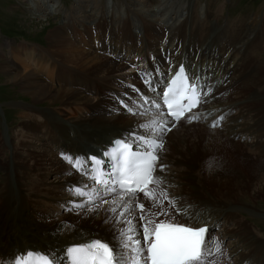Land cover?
I'll list each match as a JSON object with an SVG mask.
<instances>
[{"label":"bare ground","instance_id":"1","mask_svg":"<svg viewBox=\"0 0 264 264\" xmlns=\"http://www.w3.org/2000/svg\"><path fill=\"white\" fill-rule=\"evenodd\" d=\"M191 2L143 0L131 5L133 9L107 3L100 8L98 22H81L78 29L76 25L72 28L68 19L61 30L50 31L47 50L30 47L18 53L16 57L25 69L15 63L9 65L15 50L6 43L7 63L2 70L9 75V82L18 85L33 104L71 108L77 115L62 121L27 106L23 111L18 109L21 113L16 117L22 129L30 135L44 130L48 142L39 144V148L20 141L10 158L6 157L7 146L0 131V264H13L14 257L21 258L27 252L55 251L62 255L69 246L95 239L113 241L125 225L109 219V205L89 211L83 198L76 201L85 203L80 214L52 216L51 206L57 207V203L68 199L69 190L82 187L83 181L85 190L95 187L90 174L69 170L65 156L83 161L84 169L90 173V154L101 156L116 139L126 140L130 133L144 135L142 125L153 120L158 124L162 119L174 127L172 133L163 135L166 142L159 153L156 175L164 181L161 187L176 201L175 209L167 201L164 203L175 217L174 222L189 224V217L194 216L196 223L192 226L210 225V235L221 220L233 222V229L224 235L235 234L238 244L226 252L220 238L213 236L221 251L209 259L216 264H264V242L253 240L248 216L237 220L235 214L239 208H253L249 200L264 198V174L259 173L264 171V19L254 14L223 27L213 24V19L218 23L223 16L218 11L211 16V5L195 9ZM47 6L45 11L54 7ZM139 24L142 34L133 29ZM88 30L95 32V38ZM77 40L87 48H80ZM108 48L109 57L104 55ZM180 63L203 88L205 101L193 109L200 117L197 126L176 128L181 121L167 115L161 100L160 110L145 108L142 115L126 114L115 104L116 94L133 105L126 95H133L131 84H136L138 77L151 81L147 83L152 88L161 83V92ZM112 86L121 91L98 96L100 87ZM146 96L156 97L151 92ZM233 109L236 115H231ZM220 117V126L212 127ZM54 150L60 157L53 154ZM245 163L248 169L242 167ZM159 165L164 166L162 171ZM53 172L60 184L44 188ZM258 179L259 185L255 183ZM14 184L18 186L17 197ZM114 196L104 199L110 201ZM44 198L48 199L47 210L33 208ZM139 202L146 210L149 208V200ZM139 215L138 210L132 213L138 228L140 222L135 218ZM228 253L235 263L228 262Z\"/></svg>","mask_w":264,"mask_h":264},{"label":"snow or ice","instance_id":"2","mask_svg":"<svg viewBox=\"0 0 264 264\" xmlns=\"http://www.w3.org/2000/svg\"><path fill=\"white\" fill-rule=\"evenodd\" d=\"M157 95L174 121L185 118L186 113L191 114L189 122L200 119L193 109L204 102L203 88L194 75L189 77L183 65L179 67L167 90ZM152 106L159 110L161 103L153 100ZM157 114L160 115L159 112ZM221 120L223 117L212 126L218 127ZM142 127L146 134L130 133L128 139L116 141L113 149L106 153L111 161L107 171L102 167L104 162L96 158H92L95 167L88 173L83 161L65 156L78 170L90 174V178L99 186L90 190L77 187L74 194L85 198L89 211L109 205L107 211L112 214L109 219L125 225L119 229L113 241L95 239L69 246L62 255L55 251L42 254L28 252L21 258L14 257L13 264H216L215 260L209 258L220 253L221 246L210 235L209 229L206 226H192L196 223L194 216L189 217L192 222L189 224L174 222L175 217L164 207L167 201L171 208H176V201L161 187L164 181L156 175L159 153L164 148L163 135L171 131L168 121L162 119L157 124L153 120ZM163 167L159 165V170L162 171ZM141 193L152 202L147 210L144 203L139 202ZM112 194H115L112 200L104 199ZM97 200H100L99 205L95 204ZM74 207L84 209L85 203ZM153 208L159 211L153 212ZM137 210L140 215L135 219L142 222L139 228L133 223L132 217V213ZM161 216L165 219H159Z\"/></svg>","mask_w":264,"mask_h":264},{"label":"rangeland","instance_id":"3","mask_svg":"<svg viewBox=\"0 0 264 264\" xmlns=\"http://www.w3.org/2000/svg\"><path fill=\"white\" fill-rule=\"evenodd\" d=\"M46 1H47L46 3H43L44 0H0V68H1L0 69V131L3 140L7 146L6 157L9 158L12 157L11 156L12 150L14 149L15 146H17V144L20 141L22 143L24 141L28 143L30 142L29 144L36 145L39 148H40L39 144H45L48 142L47 141L48 137L45 134L44 130H41V132H37L36 134L30 135L26 133L24 129H22L23 127L20 124V122L17 120L16 116H18L19 113H21L20 111H23L24 107L27 106L34 110L48 112L51 115H54L56 118L59 117L58 119L62 121H65L71 118L72 116L77 115V113L75 112V110L71 108H63L61 106L49 107L44 103L33 104V102L21 91L18 85L9 82L8 79L10 78L9 75L4 73L2 70V67H4L7 63L4 57V54L6 55L5 53L6 43L7 42L10 43L13 50H15L14 58L11 60V62H9L10 64L9 63L8 64L12 65L15 63V65H17L20 69H25V64L21 60H19L18 57H16L18 53H21L30 47L37 48L42 51L47 50L50 47L49 45L50 31L52 29H56V30L57 28L60 29V26L63 25V23H65V21H67L68 19L69 20L71 19L68 22H70L72 28H74L76 25L77 28L79 29L81 28V26L79 25L81 22L91 23L90 21L94 19H96L95 22H98L100 18V13H99L100 8L103 5H106L107 3L113 6H116V3L117 4L120 3V5H123L125 8L129 7L130 9H133L131 5H136L142 2L143 0H46ZM191 1H192L191 4L192 6L195 7V9L197 7L199 9H203V6L204 8H206L208 4L211 5V16L212 15L214 16V14L217 11L221 14V16H223L218 23L216 22L215 19H213V24L221 25L223 27L227 25H231L239 19H248V17H252L254 14L258 15V17H261V20L264 19V0H191ZM48 4L49 5L53 4L54 7L50 11H45V9L48 7L47 6ZM113 6H110L111 10L113 9ZM203 16L204 15H202V17ZM204 18L205 16L203 17V19ZM107 21H109L108 23L111 24L110 20ZM116 22H117L116 25L119 26L120 21L117 20ZM133 29L137 34L143 33V27L141 26V24L136 25ZM89 32L95 38V32L93 31L92 33L91 30H88V33ZM70 39H73V37H71ZM76 43L82 49L87 48L82 40H77ZM95 45H96L95 47L97 48L98 46L97 40L95 41ZM107 50L104 51L105 53L104 55L107 54L108 56L107 55L106 56L109 57L111 55L110 48H108ZM262 57H264V54H262ZM68 77L70 78V76ZM210 77L211 76H209V78ZM135 82L136 84L134 85L131 83L130 84H131V92L133 95L134 94L137 95L136 98H134L133 95L131 94L126 95L129 101L132 102L133 105L135 106L130 105L129 103L126 104L124 101L118 98V95H116L115 93L120 92L121 90L117 86H112V88L100 87L98 89L99 92L98 96L102 97L107 92H113L115 94L114 95L115 96L114 100L116 102L115 104L118 103L121 106V108L124 109L126 114H130V115H135V114L142 115L143 112H145V108L156 109L152 106V101L155 100L157 103H161L160 98L157 95V93L160 92L161 83L158 86H154L152 88L148 86V83L146 82L145 78L138 77L137 80H135ZM227 83H228L227 81H224L225 85ZM146 92H151L152 94L155 93L156 97L155 98L147 97ZM90 96L95 97L92 94ZM145 100H147L148 102L145 103ZM203 101H205L204 96H203ZM232 107H234V105ZM18 109H20V111H18ZM61 109L63 111H61ZM129 109H132V111H129ZM236 113L237 110L233 109L231 115H236ZM224 114L225 112L222 113V116ZM188 117L189 115H185V118L179 120L181 122L176 128L180 129L183 128L185 125L192 126L193 128V126L198 125L197 124V122H199L198 120H192L191 122H189ZM203 123L204 122H200L199 124H203ZM173 125L174 124L168 123V127L171 129V131H167L166 133L169 134L173 132L172 131V128L174 127ZM163 142L165 144L166 141ZM23 151L25 150L22 149V152ZM163 152L166 153V149ZM53 154L54 155L57 154L56 155L57 158L60 157L58 156L59 153L57 152V150H54ZM65 162L69 170L72 169L73 171L74 170L80 171L74 166V164L70 163L69 161L68 162L65 161ZM246 163L243 164L244 166H242L244 169L245 167L246 169H248L247 168L248 164ZM259 173L264 174V171ZM0 178H1L0 182H2L3 180L2 173L0 174ZM58 179L59 178H57V175L53 172L52 174L49 175V178L44 188L46 187L57 188V186L60 184ZM90 182L91 185L94 184L95 187H99L98 185L95 184V182L92 179H90ZM260 182L261 180L258 179L257 182L255 183L259 185ZM256 184L255 187H257ZM262 184H264V182H262ZM81 185L82 187L85 186V181H83ZM17 188L18 186L15 185L16 197L18 196ZM56 191H60V188L56 189ZM69 192H70L69 195H67L68 199H64L63 201L57 203L58 204L57 207H55L56 205L51 206V214L52 216L54 215L55 218L62 216L65 217L66 214H72V212L73 213L79 212L80 214V210L82 209H76L74 206L76 204H79L78 202H76L78 199H83L84 197L76 196L74 194V189H71V191L69 190ZM25 193L28 194V192ZM114 195L115 194H112V196ZM69 197H71L72 199L70 200ZM107 199H109V197ZM138 199L139 201H141L144 200L145 198L143 194H139ZM47 201H48L47 198L41 199L39 204L34 203L33 208L42 211L47 210L45 209L48 204ZM249 201L250 203L252 202L253 208H248V207L245 209L239 208L237 213H235L237 215V220L238 219L243 220L244 216H248L249 218L248 220L247 219L246 220L248 221L249 225L252 228L250 229V235H252V237L254 238L253 240H258V242L260 241L264 242V198L260 197ZM151 203L152 202L150 201L148 207H150ZM97 204L98 205L100 204V200L99 202H97ZM67 205L68 206L71 205L72 207H66ZM105 206H107V204L101 207H105ZM48 211L50 212V210ZM159 219H165V217L161 216ZM139 222L142 223L141 221ZM233 227H234L233 222L228 223L225 220H221L216 227H213L211 233V235L214 236L215 238H220L222 245L224 244L223 247L226 248V252L229 251L232 246L238 244L235 234L224 235V232H226L227 230H232ZM229 256L230 257L227 259L229 260L228 262L231 261L232 263H235L234 260L235 258L231 257L232 255Z\"/></svg>","mask_w":264,"mask_h":264}]
</instances>
